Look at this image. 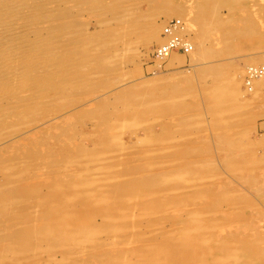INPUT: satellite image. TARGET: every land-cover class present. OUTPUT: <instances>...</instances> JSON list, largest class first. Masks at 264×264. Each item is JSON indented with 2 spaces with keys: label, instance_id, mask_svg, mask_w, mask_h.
Returning a JSON list of instances; mask_svg holds the SVG:
<instances>
[{
  "label": "rangeland",
  "instance_id": "374dc122",
  "mask_svg": "<svg viewBox=\"0 0 264 264\" xmlns=\"http://www.w3.org/2000/svg\"><path fill=\"white\" fill-rule=\"evenodd\" d=\"M15 10L5 46L21 56L0 61V264H264V83H241L264 66V0ZM170 19L192 50L159 62Z\"/></svg>",
  "mask_w": 264,
  "mask_h": 264
},
{
  "label": "bare ground",
  "instance_id": "6f19581e",
  "mask_svg": "<svg viewBox=\"0 0 264 264\" xmlns=\"http://www.w3.org/2000/svg\"><path fill=\"white\" fill-rule=\"evenodd\" d=\"M18 2H21V0L19 1V0H0V61H2V60H10V59H8L9 58V56H11L10 58H17L16 56H18L17 54H18V52H17V54H16V52H14L13 51V48H15V47H7V46H5V43L7 42L6 41V39L8 38H10V37H13V35H15V30L17 29V28H15V23H16V19H17V16H18V13H17V11L15 10L16 9V4L18 3ZM30 6V5H29ZM36 6V5H35ZM39 7V6H38ZM15 8V9H14ZM31 12V11H30ZM21 16V15H20ZM15 20V21H14ZM18 21V20H17ZM20 25V24H19ZM19 28V27H18ZM31 31V30H30ZM24 32V31H23ZM45 32V31H44ZM22 33V32H21ZM18 34V33H17ZM28 35V34H27ZM20 36V35H19ZM28 37V36H27ZM19 40H21V39H19ZM30 40V39H29ZM18 41V40H17ZM33 41V40H32ZM18 44V43H17ZM14 46V45H13ZM23 48V47H22ZM15 51H16V49H14ZM19 51V50H18ZM35 52V51H34ZM22 53V52H21ZM204 55V54H203ZM19 56H21V55H19ZM18 56V57H19ZM30 57V56H29ZM28 57V58H29ZM7 58V59H6ZM21 58V57H20ZM28 58H26V59H28ZM23 59V58H22ZM26 59H24V61L26 62L27 60ZM20 61V60H19ZM5 62L6 61H3L2 63H4L5 64ZM9 62V61H8ZM21 62V61H20ZM23 62V61H22ZM160 62V61H159ZM7 63V62H6ZM10 63H12V62H10ZM40 63V62H39ZM1 64V63H0ZM4 64H2V65H4ZM19 64V63H18ZM30 64V63H29ZM28 64V65H29ZM6 65V64H5ZM8 65V64H7ZM6 65V66H7ZM27 65V67H29ZM156 65V64H155ZM174 65V64H173ZM19 66H20V64H19ZM25 66V65H24ZM32 66V65H31ZM157 66H159V65H157ZM262 67L261 68H263V69H261L262 70V74L261 75H256V79H254L253 81H252V85H250V86H246V83H245V79H244V83H243V79H242V85L245 87V89H246V91H247V93L248 92H250V94L252 93V92H254L255 90H254V86L256 85V83H264V66L263 65H261ZM17 67V66H16ZM35 67V66H34ZM3 68V67H2ZM2 68L0 67V69L2 70ZM6 68L7 67H5V70H6ZM26 68V67H25ZM24 68V69H25ZM31 68V67H30ZM157 68V67H156ZM22 69V68H21ZM36 69V68H35ZM256 70H254V71H256V73L258 72V71H260L259 70V68H255ZM23 70V69H22ZM246 70H247V68H246ZM4 71V69L2 70V71H0V76H3L2 74H1V72H3ZM20 71V70H19ZM25 71V70H24ZM31 71V70H30ZM36 71V70H35ZM14 72H15V70H14ZM32 72V71H31ZM157 72V71H156ZM3 73H6V71L5 72H3ZM30 73V72H29ZM159 73V72H158ZM34 74V73H33ZM8 75V74H7ZM11 75V74H10ZM13 75V74H12ZM15 75V74H14ZM25 75V74H24ZM35 75V74H34ZM238 76V75H237ZM17 77V76H16ZM16 77H15V79H16ZM20 77V76H19ZM23 77V76H22ZM24 78V77H23ZM33 78V77H32ZM20 79V78H19ZM5 80H6V77H5ZM26 80V79H25ZM25 80H23V81H25ZM47 80V79H46ZM132 81V80H131ZM237 81H238V79H237ZM1 82V81H0ZM13 82V81H12ZM12 82H10V83H12ZM234 82V81H233ZM5 84V83H4ZM6 84H7V82H6ZM19 84H21V83H19ZM29 84V83H28ZM15 85V84H14ZM239 85V84H238ZM4 86V85H3ZM235 86H237V85H235ZM240 86V85H239ZM258 86V85H257ZM2 87V86H1ZM16 87V86H15ZM260 87V86H259ZM257 90V89H256ZM24 91V90H23ZM239 92V91H238ZM245 92V91H244ZM261 92H262V95H264V85H263V87L261 88ZM249 94V93H248ZM4 95V94H3ZM1 99V98H0ZM148 144V143H147ZM120 149V148H119ZM126 150H127V147H126ZM99 163V162H98ZM88 164V163H87ZM84 165V164H83ZM91 165V164H90ZM86 167V166H85ZM84 167V168H85ZM101 167V166H100ZM100 171V170H99ZM102 171V170H101ZM106 171V170H105ZM166 179H167V177H166ZM170 179V178H169ZM183 179V178H182ZM171 180V179H170ZM91 182V181H90ZM85 183V182H84ZM93 185V184H92ZM162 185V184H161ZM85 186V185H84ZM84 186H82V187H84ZM88 186V185H87ZM85 194V193H84ZM191 213V212H190ZM78 227V226H77ZM105 227V226H104ZM89 228V227H88ZM99 228V227H98ZM112 229H113V227H111ZM47 229V228H46ZM83 231V230H82ZM40 232V231H39ZM63 232V231H62ZM36 234V233H35ZM56 234V233H55ZM61 235V234H60ZM95 236V235H94ZM57 237V236H56ZM54 240V239H53ZM64 240V239H63ZM82 240V239H81ZM185 241L187 242L188 240L186 239V236H185ZM184 241V242H185ZM56 242V241H55ZM185 242V243H186ZM28 247V246H27ZM6 250V249H5ZM190 251H191V249H189V255H188V257H191L190 256ZM193 252V251H192ZM104 255V254H103ZM164 255V254H163ZM147 255H139L138 257H139V259H142L143 258V261H141L140 263L141 264H157L155 261H148V259H147V257H146ZM150 257V256H149ZM227 258V257H226ZM161 259H162V257H161ZM186 261L187 260H190V258H188V259H185ZM104 261V260H103Z\"/></svg>",
  "mask_w": 264,
  "mask_h": 264
},
{
  "label": "built area",
  "instance_id": "2783aa9c",
  "mask_svg": "<svg viewBox=\"0 0 264 264\" xmlns=\"http://www.w3.org/2000/svg\"><path fill=\"white\" fill-rule=\"evenodd\" d=\"M160 44L153 51L154 60L164 61L172 54L186 55L191 52L192 44L189 37L185 33L184 23L180 19H170L161 23ZM256 67H249L246 71V86L252 85V81L256 79V75H261L263 68L256 73Z\"/></svg>",
  "mask_w": 264,
  "mask_h": 264
}]
</instances>
